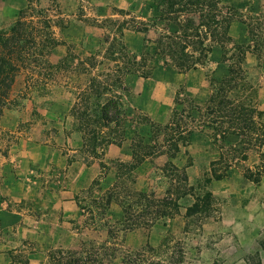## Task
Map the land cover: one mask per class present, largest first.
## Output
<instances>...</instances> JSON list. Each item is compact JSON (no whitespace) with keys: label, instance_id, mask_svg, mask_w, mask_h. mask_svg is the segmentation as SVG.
Returning a JSON list of instances; mask_svg holds the SVG:
<instances>
[{"label":"rangeland","instance_id":"374dc122","mask_svg":"<svg viewBox=\"0 0 264 264\" xmlns=\"http://www.w3.org/2000/svg\"><path fill=\"white\" fill-rule=\"evenodd\" d=\"M219 1L230 41L222 49L193 38L188 51L206 56L180 72L151 56L168 30L152 24L158 0H0V33L23 10V33L36 41L22 60L12 56L13 80L1 97L0 264H48L58 249L90 247L107 248L100 254L109 264L137 254L139 264H264V140L255 141L264 133L222 134L221 120L206 112L211 79L233 68L226 97L264 125V0ZM142 54L148 74L120 72ZM92 84L124 112L116 143L97 154L71 113L84 109L79 96ZM180 109L188 138L170 158L155 126ZM134 140L149 146L140 162ZM206 192L207 210L186 216ZM122 204L130 205L129 221Z\"/></svg>","mask_w":264,"mask_h":264},{"label":"trees","instance_id":"16d2710c","mask_svg":"<svg viewBox=\"0 0 264 264\" xmlns=\"http://www.w3.org/2000/svg\"><path fill=\"white\" fill-rule=\"evenodd\" d=\"M219 3V0H158L155 5L156 14L152 24H162L168 30L167 33L159 35L153 41L151 56L159 58L165 64H169L178 71L183 72L196 69L197 65L201 64V61L206 56L202 51L197 55L188 51L187 46L193 38L200 39L202 35V38L206 36L223 49L225 44L230 41L228 35L230 18L221 14ZM23 13L24 11L21 10L18 20L7 32L0 33V88L2 89L3 87V90L0 91V104H2L1 97L4 98L6 90L9 89L13 80L11 73L15 71V66L11 61L13 59L12 56L14 55L16 60H22L24 58L22 50L27 46L36 45L34 38L23 33V22L20 20ZM143 30L146 31L147 29L144 27ZM119 52L121 58H123L124 48L122 46ZM146 55L142 54L140 60H136L134 57L129 59L130 62L128 63L127 61L120 72L145 76L148 74L144 71ZM234 74L235 70L230 68L228 74L219 81L211 79L214 91L206 105L207 114L214 115L218 120L222 121V123L221 121L217 122L219 124L217 126L224 128L222 134L245 136L251 131L264 133V125L258 128L252 118L254 109L241 103L234 105L231 99L226 97V91L229 90L236 79ZM115 81L118 84L117 86H119V77ZM96 85L93 86L92 84L87 91L80 94V103H83L84 109L80 110L74 106L71 110L72 116L77 119L76 130L81 133L84 145L89 148L92 154H97V148L102 144L106 146L109 143H116V138L120 135L117 127L122 124L124 113L117 98L103 97V92ZM103 89L105 88L103 87ZM178 104L181 105V103ZM181 111L183 110L180 109V112L174 110L169 123L155 126L156 132L161 134L168 144L167 154L170 158L175 157L179 151V142L180 144H185L188 138V131L183 133L180 127L182 117H180L179 113ZM191 111L192 109L188 113ZM224 122L227 123L225 127ZM263 140L260 139L259 135L255 137V141L262 143ZM147 149H149V146L144 144L142 140H134L132 143L134 159L140 162L145 155L150 153V150L148 151ZM245 176L254 181L258 180V177H254L250 172L246 173ZM209 181L210 179H207V182ZM139 197L142 198L143 194L139 193ZM111 198L112 196L109 195L106 201H110ZM210 202V193H204L191 206L187 207L186 216L190 217L198 212H205L210 206ZM159 203L164 204L163 201ZM161 204L159 206H162ZM176 206L177 204L173 202L171 208L175 209ZM122 212L123 217L129 221L131 218L130 205L122 204ZM156 212H160L162 216L171 214L170 210L167 211L163 207L156 209ZM106 249L104 247L97 249L90 247L81 251H62L58 249L49 255L48 264H109L106 261L107 259L104 261V257H101L100 254V250ZM140 255L137 254L132 257L131 255H126L122 263L139 264L137 256Z\"/></svg>","mask_w":264,"mask_h":264},{"label":"crops","instance_id":"0c3cea01","mask_svg":"<svg viewBox=\"0 0 264 264\" xmlns=\"http://www.w3.org/2000/svg\"><path fill=\"white\" fill-rule=\"evenodd\" d=\"M9 6V3L8 2H4V6H3V8H2V12H3V10L7 7V6Z\"/></svg>","mask_w":264,"mask_h":264}]
</instances>
